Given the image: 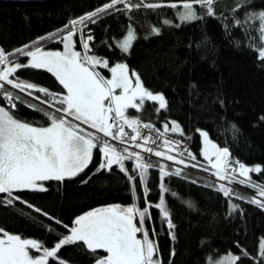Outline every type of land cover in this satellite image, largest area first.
<instances>
[{
    "label": "trees",
    "instance_id": "16d2710c",
    "mask_svg": "<svg viewBox=\"0 0 264 264\" xmlns=\"http://www.w3.org/2000/svg\"><path fill=\"white\" fill-rule=\"evenodd\" d=\"M108 2L110 0L30 3L0 0V47L7 52L24 45L60 51L63 47L60 38L66 32L57 33V29ZM172 2L177 0H144V3L163 5ZM238 4L243 6L233 13L232 9ZM195 7L202 15L203 9L199 5ZM116 8L121 10H110V14L98 17L95 24L88 23L85 32L90 30L94 36L89 42V53L107 59L110 67L127 64L140 75L146 88L165 96L166 109L157 112V103L146 101L144 110L129 109L127 114L150 125L153 133L183 144L182 153L173 157L186 171L176 175L171 166H163L169 175L161 179L160 161L152 159L148 163L141 158V162L150 165L144 178L146 183H141L139 170L130 161L134 156L127 159L125 171L117 165L111 170H98L101 154L94 149L92 162L82 173L63 181L43 182L47 191L13 190L12 197L20 199H12L11 204L7 201L12 197L0 193V228L50 247L62 234L68 233L62 224L71 226L77 216L100 207L135 204L149 209L145 227L158 244L157 257L161 264H212L230 252L242 255L241 249L249 255L236 264H264V258L258 255L259 243L264 239V208L249 202L253 196L261 201L264 197L257 196V190L248 184L229 180L227 187L233 189L230 196L225 197L218 191L220 185L215 182L214 169L202 155L200 136L201 131L207 132L213 143L228 147L233 161L247 167L260 166V173L250 172L249 176L254 183L264 184V61L258 59L257 22L240 27L234 23L236 19L244 20L246 13L264 10V0H218L215 16L204 15L190 22H182L178 9L167 6L134 8L130 12L123 4H117ZM164 20L171 23L164 24ZM129 25L135 29L136 39L129 51L124 52L117 42L124 38ZM153 28L159 29L158 35ZM53 33L56 35L50 39L38 41L39 37L47 38ZM34 41H38V45H34ZM75 41L77 50L82 51L79 36ZM27 60L19 56V61L27 63ZM97 70L106 78L110 77L108 69L97 66ZM13 78L45 87L53 93H66L46 69L22 68ZM34 93L39 100L12 94L36 105L39 111L19 101H16L17 108L11 111L22 121L48 126L50 120L44 110L55 113L60 105L50 107L53 101L49 97L35 90ZM43 100L49 103H41ZM7 105L0 94V106L7 108ZM172 122L179 125L183 135L180 131H171ZM129 175L135 179L130 181ZM234 175L236 181L245 179ZM162 183L167 191L161 188ZM162 196L175 225L173 229L168 228L167 221L155 207ZM29 204L32 207H28ZM37 208L41 211L37 212ZM56 220L62 224H56ZM104 254L103 250L92 253L78 243L65 246L58 256L70 264H94ZM50 264L56 262L50 258Z\"/></svg>",
    "mask_w": 264,
    "mask_h": 264
},
{
    "label": "snow or ice",
    "instance_id": "6c2138e0",
    "mask_svg": "<svg viewBox=\"0 0 264 264\" xmlns=\"http://www.w3.org/2000/svg\"><path fill=\"white\" fill-rule=\"evenodd\" d=\"M217 3L218 0H177V2L163 5L144 3V0H138L136 3H132L131 0H110L92 12L76 19H70L62 28L57 29V33L66 32L60 40L63 44V51H45L40 46L24 45L12 52H7L0 47V66H2L0 67V82H4L0 83V94L9 106L8 108L0 106V193H7L9 197H12L13 190L47 191L43 182L63 181L82 173L92 162L94 149H98L102 154L98 170H111L113 165H119L120 170L125 171L124 161L134 156L136 169L140 170V181L146 183L144 178L150 165L141 162L139 153L128 152L127 148L122 153L106 140L101 141L100 137L87 131L82 125H87L96 132L102 133L104 137H111L112 140L119 137L121 141L128 135L124 129V125H127L137 133L130 137L132 141H136L139 136L140 120L129 118L126 115L128 110H144L145 102L153 101L158 102L159 106L156 111L159 112L167 108V100L162 93H154L146 88L140 75L130 70L127 64L117 63L110 67L107 59L88 55L91 50L89 42L94 39V36L90 30L85 32V29L88 23L95 24L102 14H110V10L113 9L120 11L121 9L116 8L117 4H123L129 12L134 8L156 9L167 6L178 9L177 15L182 22H190L202 19L204 15L215 16ZM196 5L203 9L202 15L198 14ZM242 6L238 4L232 12H237ZM225 19L229 18L225 17ZM254 20L257 22L258 36L256 39L260 41L256 45L258 59L264 61V10L259 13H246L244 20L236 19L234 23L235 26L240 27L251 25ZM170 23L164 20V24ZM176 26L179 27L178 24ZM152 31L159 34L158 28H153ZM55 35L56 33L50 34L47 38L39 37L38 41L50 39ZM76 36H79V44L84 50L83 55L75 50L77 43L74 37ZM135 39V29L129 25L126 35L118 46L122 51L128 52ZM38 41H34L33 44L38 45ZM17 54L30 59L27 63L21 62ZM13 56L17 59L11 60L10 57ZM97 66L108 69L111 78H106L96 71ZM22 68L46 69L56 77L66 93H53L45 87L13 78ZM5 83L22 92L33 89L38 93H43L45 97L53 101L50 107L58 103L60 107L55 109V113L44 110V115L48 117L50 124L35 126L17 118L11 111L17 108L16 101L26 103L34 110L39 111L40 109L24 101L22 97L14 96L4 87ZM28 95H31V92ZM35 99L39 100L40 97L37 96ZM41 103L47 104L49 101L43 100ZM56 113H63V115ZM73 121L79 123H73ZM144 126L149 127L150 125ZM164 128L167 131L168 125L165 124ZM171 131H180L183 135L179 125L175 122H172ZM200 134L204 137L203 155L215 170L214 176L220 180L248 184L257 190V196L264 197V184L254 183L249 176L250 172L260 173L262 171L260 166L250 168L239 161H233L228 147H219L213 143L208 139L207 132L201 131ZM147 139L145 138V143ZM167 143L165 141V144ZM136 147H142V145L137 144ZM145 151L152 152V149L146 148ZM155 155L160 157L165 153L156 151ZM166 158L174 160L171 155ZM192 159L195 157L193 156ZM180 162L183 163V161ZM160 173L161 179L169 175L164 167L160 168ZM175 174L180 175V170L178 169ZM234 174L245 179L236 181ZM128 179L132 181L135 176L129 175ZM161 188L167 191L163 183ZM144 190L146 193L147 187ZM218 191L222 192L225 197H229L233 189L221 184ZM173 195L176 194L173 193ZM12 199H20V197H12L7 203L11 204ZM249 202L264 208V201L255 196L250 198ZM28 207L32 205L29 204ZM155 207L167 221L168 228L173 229L175 225L170 219V212L163 196ZM235 207L236 205H233V208ZM36 211L41 210L37 208ZM148 213L149 209L146 206L138 208L132 204L122 207L117 204L96 208L79 215L72 221L71 226L56 220V224H62L68 233L62 234L50 247L35 239H24L20 235L10 234L0 228V264H50V258L56 264H70L69 261L58 256V253L65 246L78 243H82L92 253L103 250L105 254L100 255L95 260V264H161L157 257L158 244L150 238L149 231L145 227ZM44 215L47 216V213ZM138 234L142 235L138 237ZM153 235H155L154 230ZM172 239H175L174 234H172ZM241 253L242 255L228 253L220 264H236L242 257L249 255L243 249ZM172 255H175L174 251ZM258 255L264 258V239L259 243Z\"/></svg>",
    "mask_w": 264,
    "mask_h": 264
},
{
    "label": "rangeland",
    "instance_id": "374dc122",
    "mask_svg": "<svg viewBox=\"0 0 264 264\" xmlns=\"http://www.w3.org/2000/svg\"><path fill=\"white\" fill-rule=\"evenodd\" d=\"M121 40H119L117 42V46L119 45V42ZM74 41H75V37H74ZM43 50L47 51L46 49H43ZM62 50H63V48L60 51H62ZM75 50H77V48ZM80 52L83 55V53H84L83 48H82V51H80ZM88 55H93V54L88 52ZM28 59H30V58H28ZM0 67H2V66H0ZM96 71H98L97 67H96ZM108 78H111V73H110V77H108ZM0 83H4V82H0ZM4 87L9 89L12 93L20 94L21 96L29 98L31 100H33L36 97L33 89H28V90H25V91L22 92L19 89H15L11 85H8L6 83L4 84ZM29 92H31V95H28ZM117 93H119V90H117ZM155 103H157V106H159L158 102H155ZM8 107L9 106L7 105V108ZM11 110H13V109H11ZM126 115L129 118L138 119L136 117H132V116L128 115L127 113H126ZM69 119H71V118H69ZM73 123H79V122L73 121ZM144 125H147V124H145L142 120H140V126H139V130H138L139 131V136H138V139L136 141H132L130 139V137L132 135H137V133L133 132L131 128L127 127V125H124V129H125V132L128 135L126 137H124L123 141H121V139L119 137L116 140H112L111 137H104L102 133L96 132L95 129H91L87 125H82V127H84L87 131L93 132L95 135L100 137L101 141H105L106 140L109 144L113 145L118 151H121L122 153H123V150L125 148H127L128 152L139 153L140 157L142 159L144 158V160L141 159L142 161H147L149 163V160L156 159V160L160 161V164H161L160 167H163V166L169 167V166H171L174 171H177L179 169L180 173L183 172V171L185 172L186 171V167L180 165L178 162H175V157H174V160H168L166 158L168 155H171V153H172V156H174V154H176V156H178L185 149L184 148L185 146L182 145L181 143L175 141V140H172V139L168 138L167 136H162V135H158L156 133H153L150 126L149 127H145ZM200 136L202 137V155H203L204 137L201 134H200ZM145 138H148L147 139V143H145ZM165 141H167L168 143L165 144ZM137 144L142 145V147H136ZM146 148H151L152 152L145 151ZM156 151H160L162 153H165V155L157 157L155 155ZM124 154L127 155V153H124ZM101 160H102V154H101ZM130 161L132 162L133 167L134 166L136 167V158H134V159H132ZM126 162H127V159L124 161V167H125ZM142 163L147 164L146 162H142ZM207 164L210 165L208 160H207ZM117 166H119V165H117ZM255 167L256 166H253V167H250V168H255ZM222 181L227 183V180H222ZM137 219H138V217H137ZM138 235L141 236L142 234H138ZM226 256H227V254L221 256L218 260L214 261L212 264H220V262Z\"/></svg>",
    "mask_w": 264,
    "mask_h": 264
},
{
    "label": "water",
    "instance_id": "95a60500",
    "mask_svg": "<svg viewBox=\"0 0 264 264\" xmlns=\"http://www.w3.org/2000/svg\"><path fill=\"white\" fill-rule=\"evenodd\" d=\"M1 1L30 3V2H43V1H47V0H1Z\"/></svg>",
    "mask_w": 264,
    "mask_h": 264
},
{
    "label": "bare ground",
    "instance_id": "6f19581e",
    "mask_svg": "<svg viewBox=\"0 0 264 264\" xmlns=\"http://www.w3.org/2000/svg\"><path fill=\"white\" fill-rule=\"evenodd\" d=\"M195 174V173H194ZM197 175V174H196ZM198 176V175H197ZM199 178H201L200 176H199Z\"/></svg>",
    "mask_w": 264,
    "mask_h": 264
},
{
    "label": "crops",
    "instance_id": "0c3cea01",
    "mask_svg": "<svg viewBox=\"0 0 264 264\" xmlns=\"http://www.w3.org/2000/svg\"><path fill=\"white\" fill-rule=\"evenodd\" d=\"M63 45V44H62ZM63 48V47H62ZM63 51V50H62ZM211 166V165H210Z\"/></svg>",
    "mask_w": 264,
    "mask_h": 264
}]
</instances>
